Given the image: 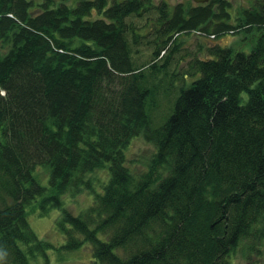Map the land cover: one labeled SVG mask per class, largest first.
<instances>
[{
    "label": "trees",
    "instance_id": "1",
    "mask_svg": "<svg viewBox=\"0 0 264 264\" xmlns=\"http://www.w3.org/2000/svg\"><path fill=\"white\" fill-rule=\"evenodd\" d=\"M232 9L0 0V264L86 244L93 264L264 260V0ZM229 34L256 42L209 40ZM191 36L207 41L188 51ZM85 192L79 214L64 207ZM52 208L60 247L30 224Z\"/></svg>",
    "mask_w": 264,
    "mask_h": 264
},
{
    "label": "rangeland",
    "instance_id": "2",
    "mask_svg": "<svg viewBox=\"0 0 264 264\" xmlns=\"http://www.w3.org/2000/svg\"><path fill=\"white\" fill-rule=\"evenodd\" d=\"M160 1V0H157ZM171 4L179 3L183 0H168ZM234 6V9H245L252 7L257 0H231ZM232 9L231 13L235 11ZM245 37L247 40L245 41ZM186 43L183 47L188 48V51H193L196 48L197 44L202 41H207V39H199L197 36L186 37ZM214 42H219L221 45H229L239 47L240 50H244L246 52H250L253 45L256 42V36L249 38V35L245 34H229L221 39H211ZM152 151V146L143 141L142 139H138L132 142L130 148L128 149V156L131 161L134 163L139 162L142 156L148 157L150 152ZM140 164V163H137ZM97 177L104 178L105 175L101 174L100 171L97 172ZM64 207L68 210H71L74 214H79L85 208H87L91 203V197L85 192L84 195L79 196H66L63 198ZM61 217V210L52 208V210L43 217L40 216H32L30 218V224L35 233L39 236L40 239L45 240L52 244L55 247H60L65 244L66 239L65 236L58 228V221ZM48 255L50 258V264H93V256L91 252V246L89 244L84 245L82 248L71 251V252H56V251H48ZM233 264H263V259H251L248 258L243 253L242 249H238L237 253L233 257ZM259 260V261H258ZM41 264V263H40Z\"/></svg>",
    "mask_w": 264,
    "mask_h": 264
},
{
    "label": "water",
    "instance_id": "3",
    "mask_svg": "<svg viewBox=\"0 0 264 264\" xmlns=\"http://www.w3.org/2000/svg\"><path fill=\"white\" fill-rule=\"evenodd\" d=\"M193 2L197 3V4H205L207 3L209 0H192Z\"/></svg>",
    "mask_w": 264,
    "mask_h": 264
}]
</instances>
